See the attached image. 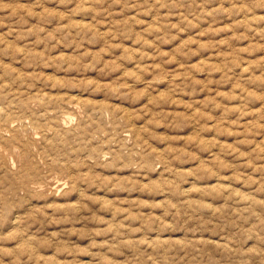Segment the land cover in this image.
I'll list each match as a JSON object with an SVG mask.
<instances>
[{
	"label": "rangeland",
	"instance_id": "rangeland-1",
	"mask_svg": "<svg viewBox=\"0 0 264 264\" xmlns=\"http://www.w3.org/2000/svg\"><path fill=\"white\" fill-rule=\"evenodd\" d=\"M0 127V264H264V0H0Z\"/></svg>",
	"mask_w": 264,
	"mask_h": 264
},
{
	"label": "bare ground",
	"instance_id": "bare-ground-1",
	"mask_svg": "<svg viewBox=\"0 0 264 264\" xmlns=\"http://www.w3.org/2000/svg\"><path fill=\"white\" fill-rule=\"evenodd\" d=\"M74 107H75V106H74ZM5 124H6V123H5ZM22 124H23V123H22ZM0 128H1V127H0ZM12 131H13V130H12ZM6 133H7V132H6ZM6 133H5V134H6ZM9 166H10V164H9Z\"/></svg>",
	"mask_w": 264,
	"mask_h": 264
}]
</instances>
